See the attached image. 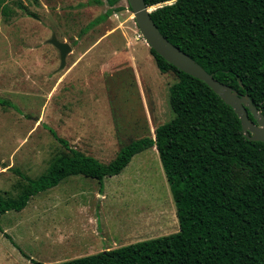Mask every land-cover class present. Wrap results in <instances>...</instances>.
Returning a JSON list of instances; mask_svg holds the SVG:
<instances>
[{
	"label": "rangeland",
	"instance_id": "rangeland-1",
	"mask_svg": "<svg viewBox=\"0 0 264 264\" xmlns=\"http://www.w3.org/2000/svg\"><path fill=\"white\" fill-rule=\"evenodd\" d=\"M127 0H0V194L15 195L14 169L35 178L62 146L107 163L132 138L169 120L168 88ZM106 20L87 27L113 6ZM4 6L7 8L4 11ZM71 45L59 69L52 34ZM20 183V182H19ZM15 187V188H14ZM179 229L158 152L136 153L116 175L82 174L0 215V264L55 263ZM6 234L9 236L7 237Z\"/></svg>",
	"mask_w": 264,
	"mask_h": 264
},
{
	"label": "trees",
	"instance_id": "trees-1",
	"mask_svg": "<svg viewBox=\"0 0 264 264\" xmlns=\"http://www.w3.org/2000/svg\"><path fill=\"white\" fill-rule=\"evenodd\" d=\"M116 1L107 0L110 5ZM144 1L154 6L150 15L170 42L220 82L247 93L264 115V0ZM123 8H107L87 27ZM149 50L160 72L175 75L168 88L171 118L155 126L153 137L121 145L107 163L49 128L61 150L35 178L14 169L22 182L15 183V195L0 194V215L21 210L31 196L70 175L101 183L120 173L136 153L155 147L179 229L60 262L32 264H264V143L243 134L233 107L204 81ZM0 104L10 102L0 98Z\"/></svg>",
	"mask_w": 264,
	"mask_h": 264
},
{
	"label": "water",
	"instance_id": "water-1",
	"mask_svg": "<svg viewBox=\"0 0 264 264\" xmlns=\"http://www.w3.org/2000/svg\"><path fill=\"white\" fill-rule=\"evenodd\" d=\"M127 2L140 35L149 47L177 68L204 81L224 102L233 107L240 118L243 134L251 140L264 143V115L257 109L248 94H241L230 85L220 82L190 55L170 42L160 32L150 15L154 6H148L144 0H127ZM48 42L58 49L59 69L63 68L66 64V56L72 49L71 45L66 41L58 40L54 33L48 39ZM248 111L254 120L249 117Z\"/></svg>",
	"mask_w": 264,
	"mask_h": 264
},
{
	"label": "crops",
	"instance_id": "crops-1",
	"mask_svg": "<svg viewBox=\"0 0 264 264\" xmlns=\"http://www.w3.org/2000/svg\"><path fill=\"white\" fill-rule=\"evenodd\" d=\"M149 46V45H148ZM67 57V56H66ZM133 139V138H132ZM131 140V139H130Z\"/></svg>",
	"mask_w": 264,
	"mask_h": 264
}]
</instances>
